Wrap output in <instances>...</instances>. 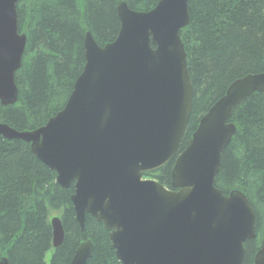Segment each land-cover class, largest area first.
<instances>
[{"label": "water", "instance_id": "water-1", "mask_svg": "<svg viewBox=\"0 0 264 264\" xmlns=\"http://www.w3.org/2000/svg\"><path fill=\"white\" fill-rule=\"evenodd\" d=\"M18 0H0V104L17 99L14 74L26 35L17 28ZM190 0H159L136 12L121 2L115 40L98 46L85 33L84 66L63 108L35 130L0 123V136L29 145L68 189L79 231L85 216L101 222L120 264H242L255 238V214L238 190L215 188L220 157L235 134L232 110L264 89V72L233 81L201 117L178 153L191 114L193 91L179 31L189 24ZM174 159L166 188L143 174ZM52 247L63 241L50 220ZM91 240L70 264H87ZM0 264H9L5 257ZM253 264H264V240Z\"/></svg>", "mask_w": 264, "mask_h": 264}, {"label": "trees", "instance_id": "trees-1", "mask_svg": "<svg viewBox=\"0 0 264 264\" xmlns=\"http://www.w3.org/2000/svg\"><path fill=\"white\" fill-rule=\"evenodd\" d=\"M159 0H18L17 28L26 35L20 68L14 74L17 99L0 105V123L16 131L44 126L70 95L84 66L83 41L89 32L100 47L120 29L117 6L124 2L147 12ZM189 24L179 31L192 86V108L179 148L191 140L199 120L245 75L264 72V0H190ZM229 121L235 134L223 150L215 188L227 195L240 191L255 214V238L244 244L242 264L264 239V89L235 107ZM174 160L145 173L166 188ZM73 183L62 189L55 172L41 163L20 140L0 136V258L9 264H70L85 240L93 244L87 264H119L101 222L85 216L79 231L71 203ZM60 218L61 245L52 248L50 218Z\"/></svg>", "mask_w": 264, "mask_h": 264}, {"label": "rangeland", "instance_id": "rangeland-1", "mask_svg": "<svg viewBox=\"0 0 264 264\" xmlns=\"http://www.w3.org/2000/svg\"><path fill=\"white\" fill-rule=\"evenodd\" d=\"M49 261H50V253H47V254L45 255V258H44V263H45V264H49Z\"/></svg>", "mask_w": 264, "mask_h": 264}, {"label": "bare ground", "instance_id": "bare-ground-1", "mask_svg": "<svg viewBox=\"0 0 264 264\" xmlns=\"http://www.w3.org/2000/svg\"><path fill=\"white\" fill-rule=\"evenodd\" d=\"M188 5V4H187ZM186 56V55H185Z\"/></svg>", "mask_w": 264, "mask_h": 264}]
</instances>
